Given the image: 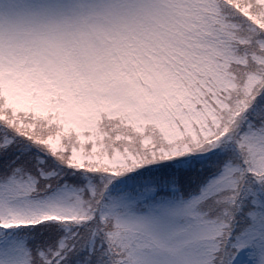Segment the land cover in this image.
Returning <instances> with one entry per match:
<instances>
[{"label": "snow or ice", "instance_id": "1", "mask_svg": "<svg viewBox=\"0 0 264 264\" xmlns=\"http://www.w3.org/2000/svg\"><path fill=\"white\" fill-rule=\"evenodd\" d=\"M0 264H264V0H0Z\"/></svg>", "mask_w": 264, "mask_h": 264}]
</instances>
